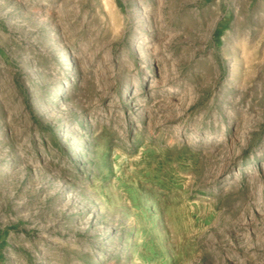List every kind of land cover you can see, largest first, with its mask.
I'll use <instances>...</instances> for the list:
<instances>
[{
  "label": "rangeland",
  "instance_id": "374dc122",
  "mask_svg": "<svg viewBox=\"0 0 264 264\" xmlns=\"http://www.w3.org/2000/svg\"><path fill=\"white\" fill-rule=\"evenodd\" d=\"M0 264H264V0H0Z\"/></svg>",
  "mask_w": 264,
  "mask_h": 264
},
{
  "label": "bare ground",
  "instance_id": "6f19581e",
  "mask_svg": "<svg viewBox=\"0 0 264 264\" xmlns=\"http://www.w3.org/2000/svg\"><path fill=\"white\" fill-rule=\"evenodd\" d=\"M66 56L68 57V58H67L68 61H70V60H69V54H68V53H66ZM67 66L69 67V65H67Z\"/></svg>",
  "mask_w": 264,
  "mask_h": 264
}]
</instances>
